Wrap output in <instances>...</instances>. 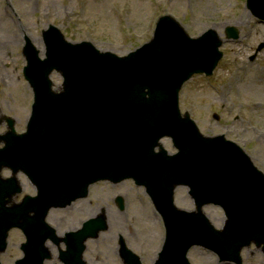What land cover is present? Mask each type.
Instances as JSON below:
<instances>
[{"label": "water", "instance_id": "water-1", "mask_svg": "<svg viewBox=\"0 0 264 264\" xmlns=\"http://www.w3.org/2000/svg\"><path fill=\"white\" fill-rule=\"evenodd\" d=\"M247 7L264 21V0H247ZM226 35L237 38L231 29ZM59 41L48 42L44 59L27 45L24 75L34 94L31 127L18 136L9 121L8 134L0 136L6 145L0 150V167L19 163L25 171L31 154L33 164L41 166L36 175L38 196L21 204L7 207L20 190H6L8 185L0 179V252L6 249L8 231L19 228L27 237L26 258L16 264H42L48 255L41 245L54 234L45 222L49 208L84 197L91 182L124 178L146 185L154 202L162 187L169 209L163 212L167 242L158 264H188L185 255L192 246L237 264L241 249L252 242L262 245L264 252V176L222 136L203 137L178 108L182 85L194 74L211 75L221 58L222 42L216 33L209 30L191 39L173 19L161 17L151 42L123 58L99 52L87 42ZM53 70L63 77L60 94L51 91L48 76ZM163 137L172 139L177 154L153 153ZM9 184L17 181L13 178ZM176 185L188 187L195 212L174 209L170 196ZM210 204L219 206L226 217L220 231L202 213ZM105 222L104 217L90 220L67 235V254L84 264L83 243L96 238ZM122 256L129 264H140L124 245Z\"/></svg>", "mask_w": 264, "mask_h": 264}, {"label": "rangeland", "instance_id": "rangeland-1", "mask_svg": "<svg viewBox=\"0 0 264 264\" xmlns=\"http://www.w3.org/2000/svg\"><path fill=\"white\" fill-rule=\"evenodd\" d=\"M163 15L173 16L192 38L212 30L222 42V57L213 74L195 76L181 88L180 111L189 113L203 136H224L226 142L243 149L264 174V49L250 60L264 44V22L252 16L246 0H0V136L8 134L9 120L14 122V131L22 133L30 114L32 92L23 78L28 64L23 51L26 38L41 57L45 32L50 33V42L59 34L65 41H88L101 51L124 57L151 40ZM228 29L238 39H227ZM48 78L54 89L60 86L57 73L51 72ZM214 113L218 121L213 119ZM162 143L165 150L174 152L167 139ZM3 158L0 156V162ZM3 166L1 177L11 178ZM16 176L21 192L12 195L11 201L21 204L25 196L36 192L22 172ZM172 196L175 208L194 210L186 189L178 187ZM203 212L215 228L222 226L224 216L219 208L206 206ZM99 217L106 219V227L96 239L85 240L86 251L81 256L86 264H122L119 237L142 264H153L160 256L165 230L145 189L132 180H107L92 183L86 197L50 210L46 221L55 240L46 241L51 258L44 264H62L58 249L66 250V236ZM8 234L0 264H14L23 256L21 231L12 228ZM187 254L191 264H221L201 247H191ZM240 264H264L261 248L251 245L243 249Z\"/></svg>", "mask_w": 264, "mask_h": 264}, {"label": "flooded vegetation", "instance_id": "flooded-vegetation-1", "mask_svg": "<svg viewBox=\"0 0 264 264\" xmlns=\"http://www.w3.org/2000/svg\"><path fill=\"white\" fill-rule=\"evenodd\" d=\"M27 39V38H26ZM118 241H119V238H118ZM51 258V257H50ZM123 264V263H122Z\"/></svg>", "mask_w": 264, "mask_h": 264}, {"label": "bare ground", "instance_id": "bare-ground-1", "mask_svg": "<svg viewBox=\"0 0 264 264\" xmlns=\"http://www.w3.org/2000/svg\"><path fill=\"white\" fill-rule=\"evenodd\" d=\"M22 32H23V30H22ZM22 34H24V33H22Z\"/></svg>", "mask_w": 264, "mask_h": 264}]
</instances>
